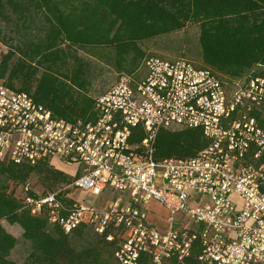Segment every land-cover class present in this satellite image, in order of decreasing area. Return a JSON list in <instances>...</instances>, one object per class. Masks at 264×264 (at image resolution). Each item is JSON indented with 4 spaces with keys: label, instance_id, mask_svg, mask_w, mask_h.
<instances>
[{
    "label": "built area",
    "instance_id": "2783aa9c",
    "mask_svg": "<svg viewBox=\"0 0 264 264\" xmlns=\"http://www.w3.org/2000/svg\"><path fill=\"white\" fill-rule=\"evenodd\" d=\"M143 65L137 79L123 75L99 94L86 122L0 82V163L56 157L78 166L55 190L25 184L29 213L67 234L90 227L113 242L120 264H264V66L229 96L187 58L152 55ZM162 128H198L208 143L194 156L157 160ZM78 190L100 200L85 205Z\"/></svg>",
    "mask_w": 264,
    "mask_h": 264
},
{
    "label": "trees",
    "instance_id": "16d2710c",
    "mask_svg": "<svg viewBox=\"0 0 264 264\" xmlns=\"http://www.w3.org/2000/svg\"><path fill=\"white\" fill-rule=\"evenodd\" d=\"M2 22L31 48L17 57L12 50L1 55L0 79L71 122L91 119L96 99L86 92L91 74L88 63L76 55L79 49L113 50L108 56L112 67L131 74L145 55L139 42L194 22L206 66L240 76L259 71L255 65L264 63V0H0ZM37 63L44 67L38 77ZM207 143L198 128H162L155 159L188 158ZM33 174L46 192L72 179L47 161L34 166L0 163L6 180L28 184ZM1 219L19 224L30 243L23 264H120L113 242L88 226L67 234L49 225L44 215L29 213L23 198L7 193L5 184L0 186ZM16 240L0 224V264H15L7 256ZM187 264L199 263L191 257Z\"/></svg>",
    "mask_w": 264,
    "mask_h": 264
},
{
    "label": "rangeland",
    "instance_id": "374dc122",
    "mask_svg": "<svg viewBox=\"0 0 264 264\" xmlns=\"http://www.w3.org/2000/svg\"><path fill=\"white\" fill-rule=\"evenodd\" d=\"M198 37L199 25L194 22H187L186 25L180 30L166 33V35L161 34L139 42V45L144 50L145 55L131 74L128 72L127 74L125 70H116L114 67H112L108 56L113 54V50L109 51L108 48H100L99 50L94 51L79 49L76 55L88 63L91 74L90 83L86 90L87 94L91 97H97L99 93L109 89L121 76L126 74L137 79L142 75V71H145V67L143 65L144 60L153 55L167 59L183 57L193 61L197 66L209 68V70L214 72V74L225 84L229 92V96H231L237 83H245L251 72L249 71V74L246 73L240 76H230L224 75L213 70L209 66H206L203 64L201 59V48ZM30 48L31 46L22 40V37L18 32L14 31L4 22L1 23L0 58L2 57L1 55L7 53L10 50L14 51L15 56L17 57L20 54L28 53ZM108 62L110 64H108ZM40 65L38 63L35 65V76L37 77L40 75L42 69H44V67ZM262 66H264V63H262ZM255 67L260 66L255 65ZM0 82L7 85L3 79H0ZM50 163V165L64 171L69 175H74L78 168L76 164L61 161L56 157L52 158ZM26 183H28L32 189H36L39 192H45V189L39 181L37 175H31ZM4 184L6 185L7 193H12V196L16 198H23V189L25 184L6 180L3 176H0V186ZM74 196L78 201L85 205L93 204L94 202L100 200L99 196L92 194L89 190H78L75 192ZM149 208L154 210L158 214L159 218H165L166 213L162 206H160V204L157 202L150 203ZM0 224L5 229V231L17 239L15 246L10 250V253L7 256V259L14 262L15 264H23L22 262H24L30 251V243L22 235L23 229L19 224L6 222L5 219H1Z\"/></svg>",
    "mask_w": 264,
    "mask_h": 264
}]
</instances>
